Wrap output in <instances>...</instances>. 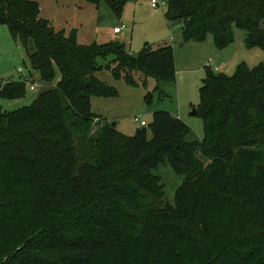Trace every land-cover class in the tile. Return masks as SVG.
Listing matches in <instances>:
<instances>
[{
  "label": "trees",
  "instance_id": "1",
  "mask_svg": "<svg viewBox=\"0 0 264 264\" xmlns=\"http://www.w3.org/2000/svg\"><path fill=\"white\" fill-rule=\"evenodd\" d=\"M86 1L121 18L133 0ZM166 2L186 43L212 35L224 49L238 28L264 52V0ZM40 15L35 0H0V25L47 87L30 106L0 110V264H264V62L207 71L202 140L163 110L127 136L93 111L94 97L119 96L97 75L158 91L176 82L172 45L137 55L82 45ZM26 93V82L0 81L3 99ZM161 165L183 177L174 203Z\"/></svg>",
  "mask_w": 264,
  "mask_h": 264
},
{
  "label": "rangeland",
  "instance_id": "2",
  "mask_svg": "<svg viewBox=\"0 0 264 264\" xmlns=\"http://www.w3.org/2000/svg\"><path fill=\"white\" fill-rule=\"evenodd\" d=\"M41 6V17L51 22L56 30L66 34L75 31L79 44H106L118 42L130 53L137 55L147 46L157 49L163 44H171L175 54L176 82L160 84L154 91L142 87H132L123 80H115L104 71L97 76L114 86L119 96L110 99L93 98V111L104 116L116 129L127 136H133L141 129L140 121L148 125L156 111H168L181 119L192 129L191 139L204 138V125L199 116L192 117L193 109H198L200 88L207 71L234 75L241 64L253 68L264 62V52L259 48L250 49L245 45L246 31L234 28V42L219 49L212 35L204 42L186 43L179 27H171L166 18L167 6L152 7V0L130 1L118 18L105 4L97 8L86 0H35ZM158 2L166 0H157ZM125 24L122 34L113 30ZM107 61L100 59V65ZM218 69V71H217ZM60 75L54 85L59 81ZM23 81L27 84L24 98L6 100L0 97V110L13 112L30 106L47 87L39 80V75L31 66L25 50L13 40L6 25H0V81ZM35 87L32 90L31 87ZM148 91L153 94L151 102L146 100ZM165 185V201L174 203L177 188L183 177L178 176L168 165H161L156 171Z\"/></svg>",
  "mask_w": 264,
  "mask_h": 264
},
{
  "label": "built area",
  "instance_id": "3",
  "mask_svg": "<svg viewBox=\"0 0 264 264\" xmlns=\"http://www.w3.org/2000/svg\"><path fill=\"white\" fill-rule=\"evenodd\" d=\"M151 4H152V6H153L154 8H157V7H160V6H167V2H166V1L158 2L157 0H152V1H151ZM126 28H127L126 25H122V26H120V27H116V28L114 29V32H115V33H121V32H123ZM31 89H32V90H35V87L32 86ZM140 125H141L142 128L148 126V124H147L145 121H140Z\"/></svg>",
  "mask_w": 264,
  "mask_h": 264
},
{
  "label": "crops",
  "instance_id": "4",
  "mask_svg": "<svg viewBox=\"0 0 264 264\" xmlns=\"http://www.w3.org/2000/svg\"><path fill=\"white\" fill-rule=\"evenodd\" d=\"M153 7V6H152ZM122 25H125V24H122ZM121 24H119V25H117L116 27H120V26H122ZM169 25L172 27H179V28H181V30H182V27H181V25H173L172 23H170L169 22ZM116 27H114V29L116 28ZM127 30L129 29L128 27L126 28ZM130 30V29H129ZM113 32H114V30H113ZM123 32H121V33H115L114 32V34H116V35H119V34H122ZM217 71H218V69H217ZM103 118H105L104 116H102Z\"/></svg>",
  "mask_w": 264,
  "mask_h": 264
},
{
  "label": "water",
  "instance_id": "5",
  "mask_svg": "<svg viewBox=\"0 0 264 264\" xmlns=\"http://www.w3.org/2000/svg\"><path fill=\"white\" fill-rule=\"evenodd\" d=\"M197 115H198L197 109H193V111H192V113H191V116H192V117H195V116H197ZM112 126H113V127H116V124L114 123V124H112Z\"/></svg>",
  "mask_w": 264,
  "mask_h": 264
}]
</instances>
